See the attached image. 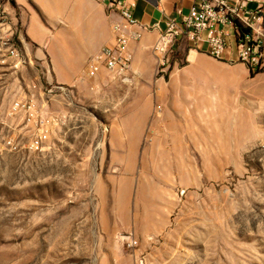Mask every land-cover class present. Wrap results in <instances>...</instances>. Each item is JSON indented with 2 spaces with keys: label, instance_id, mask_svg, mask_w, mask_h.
<instances>
[{
  "label": "rangeland",
  "instance_id": "rangeland-1",
  "mask_svg": "<svg viewBox=\"0 0 264 264\" xmlns=\"http://www.w3.org/2000/svg\"><path fill=\"white\" fill-rule=\"evenodd\" d=\"M19 6L0 0V102L33 94L65 121L42 152L24 122L0 130V264H137L128 234L144 264H264V82L227 96L245 65L183 41L162 66L156 38L136 42L126 77L88 78L95 54L49 44L54 1Z\"/></svg>",
  "mask_w": 264,
  "mask_h": 264
},
{
  "label": "built area",
  "instance_id": "built-area-1",
  "mask_svg": "<svg viewBox=\"0 0 264 264\" xmlns=\"http://www.w3.org/2000/svg\"><path fill=\"white\" fill-rule=\"evenodd\" d=\"M249 1L196 0L187 13L177 10L178 19H168L161 26L158 23L145 25L135 18L136 0H106L113 42L88 61L85 74L88 78H95L105 69L117 77H126L133 60L130 44L141 41L144 34L150 31L158 32L152 50L162 66L166 65L168 59L165 56L175 44L184 41L192 49L204 51L215 59L240 62L251 72L262 70L264 14L260 8L250 9ZM8 56L13 60L15 71L26 63L15 48L9 50ZM162 111V106L158 104L155 114L159 115ZM19 116H22L26 126L35 128L29 142V149L33 152L44 151L52 130L65 121L64 114L44 109L30 94L13 101L6 109L0 106V130ZM4 144L11 150L18 147L12 136ZM125 241L127 247L133 250L137 264H144L137 252L139 241L130 234L126 235Z\"/></svg>",
  "mask_w": 264,
  "mask_h": 264
},
{
  "label": "crops",
  "instance_id": "crops-1",
  "mask_svg": "<svg viewBox=\"0 0 264 264\" xmlns=\"http://www.w3.org/2000/svg\"><path fill=\"white\" fill-rule=\"evenodd\" d=\"M18 5L23 6L25 0H15ZM55 6V13L53 20L56 22L55 27L57 30L52 35L50 46L55 51L59 48L64 49L66 53H73L75 50L77 53H82L85 59L89 55L98 53L103 47L104 37L106 32L107 22L109 25L110 38L113 42V34L111 30V16L107 11L106 0H53ZM196 0H136V7L134 10L135 18L145 24L152 25L155 23L164 26V22L168 19H178L177 10H182L187 13L189 9L195 4ZM232 3L235 0H230ZM19 6V7H20ZM250 9L260 8L264 14V0H250L248 4ZM62 25H65L64 27ZM55 28V29H56ZM157 31H150L144 34L141 41L145 43L151 42L154 38H157ZM102 38V39H101ZM86 41V42H85ZM103 41V42H101ZM112 44V43H111ZM109 44V45H111ZM103 46V47H102ZM108 46V45H106ZM140 47V46H139ZM136 42L130 44V49H139ZM81 48V51L79 50ZM263 49H264V37H263ZM231 56V54H229ZM52 69L58 68L59 63L51 62ZM264 64V57H263ZM244 65V64H243ZM250 70L248 69V72ZM16 73L21 72L19 70ZM23 73V72H22ZM250 77H242L237 79H231L226 83L224 89L225 94L238 95L242 93L243 97L250 93V83L256 84L257 82H264V69L257 71L256 73L249 72ZM19 84L26 86L29 84L27 79L23 76L17 77ZM53 81V80H51ZM259 91V89H258ZM261 93H264V86L261 88ZM33 95V94H32ZM35 96L37 102L38 97ZM23 96L10 101L8 104L0 102L2 109H6L11 103ZM242 97V98H243ZM241 100V99H240ZM250 100V99H249ZM249 100L247 99L246 101ZM39 103V102H38ZM40 104V103H39ZM41 105V104H40ZM23 123L22 116L9 121V128L14 127V135L19 131Z\"/></svg>",
  "mask_w": 264,
  "mask_h": 264
},
{
  "label": "bare ground",
  "instance_id": "bare-ground-1",
  "mask_svg": "<svg viewBox=\"0 0 264 264\" xmlns=\"http://www.w3.org/2000/svg\"><path fill=\"white\" fill-rule=\"evenodd\" d=\"M194 57H195V53H192L191 58H194Z\"/></svg>",
  "mask_w": 264,
  "mask_h": 264
},
{
  "label": "trees",
  "instance_id": "trees-1",
  "mask_svg": "<svg viewBox=\"0 0 264 264\" xmlns=\"http://www.w3.org/2000/svg\"><path fill=\"white\" fill-rule=\"evenodd\" d=\"M12 3L14 4V0H12ZM251 73H253V72H251Z\"/></svg>",
  "mask_w": 264,
  "mask_h": 264
},
{
  "label": "water",
  "instance_id": "water-1",
  "mask_svg": "<svg viewBox=\"0 0 264 264\" xmlns=\"http://www.w3.org/2000/svg\"><path fill=\"white\" fill-rule=\"evenodd\" d=\"M125 239H126V236H125Z\"/></svg>",
  "mask_w": 264,
  "mask_h": 264
}]
</instances>
